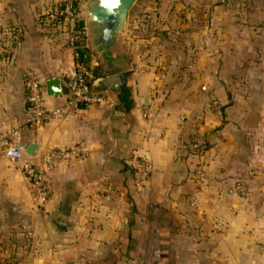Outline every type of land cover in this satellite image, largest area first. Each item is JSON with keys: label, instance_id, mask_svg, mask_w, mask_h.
I'll list each match as a JSON object with an SVG mask.
<instances>
[{"label": "crops", "instance_id": "1", "mask_svg": "<svg viewBox=\"0 0 264 264\" xmlns=\"http://www.w3.org/2000/svg\"><path fill=\"white\" fill-rule=\"evenodd\" d=\"M53 1L0 0V135L23 153L35 142L78 155L46 172L38 203L0 141V264H264V0L129 9L111 46L116 88L96 83L106 66L83 13L85 65L107 102L30 127L23 70L51 107L73 59L68 26L45 18ZM53 75L59 94L46 93ZM131 147L152 165L139 190L123 162Z\"/></svg>", "mask_w": 264, "mask_h": 264}, {"label": "built area", "instance_id": "2", "mask_svg": "<svg viewBox=\"0 0 264 264\" xmlns=\"http://www.w3.org/2000/svg\"><path fill=\"white\" fill-rule=\"evenodd\" d=\"M83 13L82 3L70 0H54L44 14L48 20L63 22L68 26L67 44L72 49L73 59L71 64L59 70L67 89L66 95L59 104L51 107L44 104L42 81L38 74L29 67L23 70L25 122L30 127L39 126L51 118L62 116L64 108L76 102L83 105H102L107 102V97L103 93L93 89L89 70L77 50L81 41L82 26L80 22ZM212 105L214 106V102ZM141 109L142 115H151L148 106L142 105ZM0 141L1 143L3 141L4 144V155L20 162V167L28 180L31 194L38 203L43 202L48 194L46 172L53 168L58 161L78 155V150L73 147H52L26 155L18 145L4 140L2 135H0ZM123 162L131 174L134 189H141L152 170L150 161L141 155L137 147H131L124 156ZM198 174L202 176V172ZM234 188L240 193L244 192L243 185L239 180L234 182Z\"/></svg>", "mask_w": 264, "mask_h": 264}, {"label": "water", "instance_id": "3", "mask_svg": "<svg viewBox=\"0 0 264 264\" xmlns=\"http://www.w3.org/2000/svg\"><path fill=\"white\" fill-rule=\"evenodd\" d=\"M134 0H120L119 6H113V0H87L84 4V15L96 24L95 36L92 38L94 49L104 60L105 68L96 83L106 87H117L113 73L117 71L116 58L111 53V46L124 27L127 12ZM47 94H59L60 82L57 75L50 76L44 82ZM37 148L35 142H29L24 154L31 155Z\"/></svg>", "mask_w": 264, "mask_h": 264}, {"label": "trees", "instance_id": "4", "mask_svg": "<svg viewBox=\"0 0 264 264\" xmlns=\"http://www.w3.org/2000/svg\"><path fill=\"white\" fill-rule=\"evenodd\" d=\"M146 0H134V2L130 6V10H133L136 8V5L144 3ZM81 23V22H80ZM77 50L80 54L81 59L87 64L88 63V49L83 45V43L80 41L79 45L77 46ZM93 69H96L94 67ZM95 72V70H93ZM97 71V70H96Z\"/></svg>", "mask_w": 264, "mask_h": 264}, {"label": "clouds", "instance_id": "5", "mask_svg": "<svg viewBox=\"0 0 264 264\" xmlns=\"http://www.w3.org/2000/svg\"><path fill=\"white\" fill-rule=\"evenodd\" d=\"M120 0H113V6L118 7Z\"/></svg>", "mask_w": 264, "mask_h": 264}, {"label": "rangeland", "instance_id": "6", "mask_svg": "<svg viewBox=\"0 0 264 264\" xmlns=\"http://www.w3.org/2000/svg\"><path fill=\"white\" fill-rule=\"evenodd\" d=\"M84 6V5H83ZM83 10H84V7H83ZM99 58H100V56H99ZM101 59V58H100ZM84 62V61H83ZM101 63H104V60H102L101 59ZM84 64H85V62H84ZM101 71V70H100Z\"/></svg>", "mask_w": 264, "mask_h": 264}]
</instances>
